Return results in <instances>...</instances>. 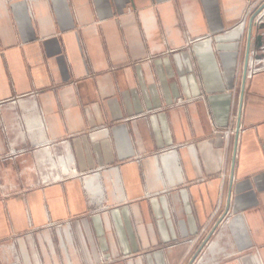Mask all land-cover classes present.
<instances>
[{"label":"crops","instance_id":"1","mask_svg":"<svg viewBox=\"0 0 264 264\" xmlns=\"http://www.w3.org/2000/svg\"><path fill=\"white\" fill-rule=\"evenodd\" d=\"M262 1L0 0V264H264Z\"/></svg>","mask_w":264,"mask_h":264},{"label":"water","instance_id":"2","mask_svg":"<svg viewBox=\"0 0 264 264\" xmlns=\"http://www.w3.org/2000/svg\"><path fill=\"white\" fill-rule=\"evenodd\" d=\"M250 15L248 16V21H247V37H246V47H245V52H244V62H243V67H242V79H241V84H240V93H239V98H238V109H237V114H236V126L234 129L235 132V136H234V151H233V157H232V167H231V173H230V181L232 182L233 180V168H234V164H235V156H236V151H237V141L239 138V134H240V123H241V112H242V108H243V98H244V94H245V84L248 78V68H249V63H250V54H251V47H252V36H253V26L255 24V21H257V19L261 16H263L264 14V0L257 5V7H255V9L249 13ZM231 193V190H230ZM229 193V196H230ZM229 209V205L227 204V207L224 211V213L218 218V221L216 222V224L213 226V228L210 230V232L208 233V236L203 240V242L199 245V247L196 249V253L193 255V257L191 258V260L189 261L188 264H192L193 261L196 259V256L198 255V253L201 251V249L204 247V245L208 242V240L211 237L212 232L217 228V226L219 225V223L221 221H223L224 216L226 215V213L228 212Z\"/></svg>","mask_w":264,"mask_h":264},{"label":"built area","instance_id":"3","mask_svg":"<svg viewBox=\"0 0 264 264\" xmlns=\"http://www.w3.org/2000/svg\"><path fill=\"white\" fill-rule=\"evenodd\" d=\"M262 17L263 16L259 17L257 21H261ZM261 51L262 53H264V48L261 49ZM250 58H251V54H250ZM253 59L255 60L253 61ZM253 59L252 58L250 59L249 68H248V72H249L248 77H250V75L255 72V69L257 68L258 64L262 61V59H259V57H254ZM253 62L255 63L253 64ZM225 132L227 136H229L230 132L232 133V131H225Z\"/></svg>","mask_w":264,"mask_h":264}]
</instances>
